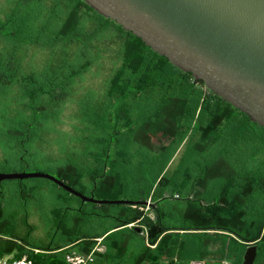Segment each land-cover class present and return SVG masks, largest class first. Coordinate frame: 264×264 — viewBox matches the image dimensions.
Returning a JSON list of instances; mask_svg holds the SVG:
<instances>
[{"label":"trees","instance_id":"1","mask_svg":"<svg viewBox=\"0 0 264 264\" xmlns=\"http://www.w3.org/2000/svg\"><path fill=\"white\" fill-rule=\"evenodd\" d=\"M0 169L150 203L0 182V258L264 264V127L85 0H0Z\"/></svg>","mask_w":264,"mask_h":264},{"label":"water","instance_id":"2","mask_svg":"<svg viewBox=\"0 0 264 264\" xmlns=\"http://www.w3.org/2000/svg\"><path fill=\"white\" fill-rule=\"evenodd\" d=\"M85 1L264 127V0ZM27 179L52 181L83 202L150 205L98 200L48 173H0V182ZM256 257V246H250L243 264H255Z\"/></svg>","mask_w":264,"mask_h":264},{"label":"built area","instance_id":"3","mask_svg":"<svg viewBox=\"0 0 264 264\" xmlns=\"http://www.w3.org/2000/svg\"><path fill=\"white\" fill-rule=\"evenodd\" d=\"M95 251H99V249L97 248ZM94 259V251L88 256V258L84 259V258H74V257H68L67 261L71 264H89L91 262H93ZM222 264H229L227 261H221ZM0 264H34L31 261L23 258L20 260H9V259H5V258H0Z\"/></svg>","mask_w":264,"mask_h":264},{"label":"rangeland","instance_id":"4","mask_svg":"<svg viewBox=\"0 0 264 264\" xmlns=\"http://www.w3.org/2000/svg\"><path fill=\"white\" fill-rule=\"evenodd\" d=\"M0 173H5V172H2V170L0 169ZM12 173H17V172H12ZM33 237H34V238H41L42 236H41V233L37 232V233H34V234H33ZM42 238H43V237H42ZM43 241L46 242V239L43 238ZM98 249H99V252H104V248H103V247L98 246ZM5 259H9V258H5Z\"/></svg>","mask_w":264,"mask_h":264},{"label":"flooded vegetation","instance_id":"5","mask_svg":"<svg viewBox=\"0 0 264 264\" xmlns=\"http://www.w3.org/2000/svg\"><path fill=\"white\" fill-rule=\"evenodd\" d=\"M0 227H2L1 225H0ZM1 230V229H0Z\"/></svg>","mask_w":264,"mask_h":264}]
</instances>
